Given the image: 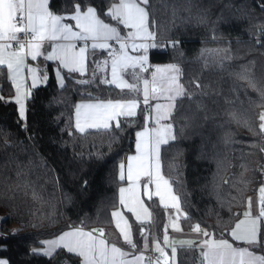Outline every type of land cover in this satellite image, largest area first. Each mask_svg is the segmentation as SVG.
Here are the masks:
<instances>
[{
    "label": "trees",
    "instance_id": "1",
    "mask_svg": "<svg viewBox=\"0 0 264 264\" xmlns=\"http://www.w3.org/2000/svg\"><path fill=\"white\" fill-rule=\"evenodd\" d=\"M112 0H50L57 13L75 4L103 15ZM158 48L151 64H178L181 82L192 95L176 101L171 122L176 139L162 146V172L181 197L187 218L182 227L199 225L210 235L226 234L240 217L250 194L264 185V0H150ZM176 42V47L168 42ZM64 74L57 85L53 65L48 79L31 89L20 118L12 87L0 77V258L8 264H79L58 250L53 257L34 255L30 247L69 226L107 229L117 205V165L134 150V133L143 124L142 103L134 123L121 129L82 135L72 113L80 99L133 98L111 85H79L91 79ZM247 70V71H246ZM248 76L255 88L241 76ZM102 78L101 73L98 74ZM199 82L201 87H196ZM259 89V91H257ZM151 209L161 218L154 201ZM13 227V231H11ZM137 225L133 222V233ZM264 255V225L260 244ZM199 251H178V264H198Z\"/></svg>",
    "mask_w": 264,
    "mask_h": 264
},
{
    "label": "snow or ice",
    "instance_id": "2",
    "mask_svg": "<svg viewBox=\"0 0 264 264\" xmlns=\"http://www.w3.org/2000/svg\"><path fill=\"white\" fill-rule=\"evenodd\" d=\"M150 16V0H112L103 15L95 7L84 8L80 3L75 4L71 13H57L51 10L50 0H0V77L6 71L7 80L15 88L14 101L19 105L20 118L25 117V100L31 95V89L48 79L46 73L39 75L40 70L28 64V60L43 57L45 61L58 62V69L84 77L89 70V58L95 57L97 52L106 53L103 60L92 61L91 79H78L77 84L91 85L98 80L99 84L120 89L122 97L127 90L133 98H93L89 93L93 102L75 105L76 131L89 135L92 131L111 132L113 126L121 129L122 118L129 124L134 123L130 118L140 114L138 109L142 103L145 106L141 110L145 113L144 126L135 134L136 154L127 157L126 165H120L119 179L126 180L127 186L119 188L118 202L142 226L152 221V213L141 199V191L148 200L158 197L161 206L174 209L176 214L175 219L170 217V224L165 225L163 245L152 238V249L159 253L154 261L145 255L149 250L147 230L141 227L143 246L137 251L132 227L119 208L112 211V220L120 238L132 251L111 241L102 228L86 231L76 227L56 238L42 240L41 247L33 248L32 253L53 257L58 250H65L78 257L80 264H178V251L197 250L199 264H264V255L256 254L251 247L239 246L260 244L264 185L258 190V201L249 198L243 218L229 233L236 245L228 239L210 236L198 224L192 231L206 239H177L168 234L169 227L181 231L178 221L181 216L187 218V214L182 210L181 197L172 181L161 170L162 146L176 139L173 123L162 122L172 120L178 99L187 96L191 100L192 95L181 82L183 71L178 64H150L149 50L160 47L154 30L156 21ZM171 46L175 48L176 42H171ZM129 50L138 54L133 55ZM25 72L31 80L27 90ZM99 73L104 76L100 78ZM56 76L60 87H64L65 78L59 70ZM241 79L256 87L248 76H241ZM196 87H201L199 82ZM141 95L142 101L138 98ZM3 99L0 96V100ZM259 119L260 133H264V112ZM0 264L8 262L0 260Z\"/></svg>",
    "mask_w": 264,
    "mask_h": 264
},
{
    "label": "crops",
    "instance_id": "3",
    "mask_svg": "<svg viewBox=\"0 0 264 264\" xmlns=\"http://www.w3.org/2000/svg\"><path fill=\"white\" fill-rule=\"evenodd\" d=\"M110 4L108 5V7L110 6ZM88 6H90V5H88ZM86 7L87 6H85L84 8H86ZM108 7L106 8V10L108 9ZM117 47H118V45H117ZM129 51L131 53V50H129ZM131 54L137 55L138 53H131ZM105 56H106V53L102 54L100 52H97V54L95 55L94 59L95 60H103L105 58ZM46 62H49V63H51L53 65V73H54V77H55V81H56L57 85H59L58 80H57V76H56V72L58 70L60 71V74H61L62 77H64V74H73V73H68L66 69H58V62L45 61L43 59V57H39L36 61H31V60H28L27 61L28 64H30L31 66L36 67V68H38L40 70V72L38 73L39 75H43L44 73H46L45 72V68H44ZM167 64H170V63H158V64L155 63V64H152V65H161V66H163V65H167ZM109 70H110V67L108 69V72H109ZM76 74L79 75V73H76ZM101 75L103 77L104 76V73H101ZM145 75H147V74H145ZM4 76L7 79V77H6V71L4 73ZM108 78L110 79V75H109ZM45 83H46V81H42L38 86L44 85ZM10 85H11V83H10ZM30 85H31V80H30V78H27V73L25 72V90L29 89L30 88ZM11 87H12V85H11ZM113 87H115V86H113ZM12 91L13 92H12V95H11V99H13V101H14L15 88L12 87ZM138 98L141 101L143 99L142 95L140 97H138ZM125 99H129V98H125ZM113 100H117V99H113ZM87 102H93V101H90V99H80V100H77L75 102V105L76 104H79V103H87ZM152 103L155 104L156 101H152ZM75 105L73 107L72 121H73V127L76 130V128H75ZM16 106H17V110H18V113H19V105L16 104ZM162 123H168V122L167 121H163ZM135 154H136V151L133 150L131 153H127V154L123 155V157L118 162L117 172H116L117 173V179L119 180V184L117 186V205L111 210L110 214L112 213L113 210H116V208H119L121 210V212H122V215L125 217V219L128 220L129 224L131 225V227H132V233H133V222L137 225L136 234L134 235V233H133V239L136 241V243L138 245L137 251H139V249L142 248V246H143V241H142V238H141V235H140V233H141V227H143L144 229H146L147 232H148V234H149V249H152V238L153 237H155L157 240H159L160 243H161V245H163V235H164L165 225L170 224V217H171V219H175L176 214H175V210L174 209H172V208L165 209L163 206H161L160 203H159V198L158 197H155L154 196L152 198V200H148L147 197H144L143 196L142 191H141V199L145 202V206L148 207L149 208V211L152 213V221L151 222H146L142 226L135 219V216L131 212L127 211V209H124L123 206H120L119 205V202H118V192H119V188L120 187H126L127 186V181L126 180L125 181H121L119 179V175H120V165H121V163H124L126 165L127 164V157L128 156H133ZM125 175H126V168H125ZM143 183H144V180L142 179L141 184H143ZM152 190L154 191L155 189L152 188ZM258 190L256 192H254V193H252V194L249 195L248 200H247V204H246L245 208L242 210V213H241L240 217L234 222V224L227 231L226 234H219V235H210L209 234V235L210 236H214V238H216V239H220V238L228 239L229 242H231L234 245H236L237 242L232 240V238L229 235V233H230L231 229L234 228V226L238 222V220L243 218V213H244V211L248 207L249 198H251L254 202L258 201V196H259ZM152 201H154V203H156L158 206L161 207V209L159 210L160 211L159 214H161V218H159L156 215H154V213H153V211L151 209V202ZM183 218L184 217L181 216L180 219H179V221H178L179 226L181 228V231L176 232V231H173L171 229V227L168 228L167 231H168V234H169L170 237H174V238H177V239H198V240H202V239H206L207 238V237H204L202 234H198L196 232H193L192 229H193L194 225H191L190 227H185V228L182 227L181 226L182 225L181 224V220ZM76 227H81V226H69V227L63 229L62 231L58 232L55 235H52L50 237H46V238L40 239V241H39V243L37 245H33V246L30 247V251L32 252V249L33 248H40L41 247L40 242L42 240H49V239L56 238L57 236H59L63 232L69 231V230H71L73 228H76ZM92 229H100V228H92ZM92 229L84 228V230H86V231H91ZM110 229L113 230L114 233H112V232L108 233L107 230H110ZM104 231H105L106 234H109V239L111 241L116 242L119 246H121L122 248H124L127 251H132V249H130L126 244H124L122 238H120L119 231L116 229L115 222L112 220V216H111V226L108 227L107 229H104ZM239 246H241V247H251L256 252V254L263 255V253L261 251H258L256 249V247H257L256 245L248 246V245L240 244ZM157 254L159 255V253H157ZM0 260H5V259L0 258ZM78 260H79V258H78ZM79 264H80V260H79Z\"/></svg>",
    "mask_w": 264,
    "mask_h": 264
},
{
    "label": "rangeland",
    "instance_id": "4",
    "mask_svg": "<svg viewBox=\"0 0 264 264\" xmlns=\"http://www.w3.org/2000/svg\"><path fill=\"white\" fill-rule=\"evenodd\" d=\"M109 73H110V70H109ZM144 119H145V114L143 115V124L141 125V127L139 128V129H137L136 131H135V133H134V150L136 151V132L137 131H139V130H141L142 128H143V126H144ZM1 216H3V213H2V211L0 210V217ZM11 231H13V227H11V229H10ZM108 231V233H110V232H112V233H114V231L113 230H107Z\"/></svg>",
    "mask_w": 264,
    "mask_h": 264
},
{
    "label": "built area",
    "instance_id": "5",
    "mask_svg": "<svg viewBox=\"0 0 264 264\" xmlns=\"http://www.w3.org/2000/svg\"><path fill=\"white\" fill-rule=\"evenodd\" d=\"M110 43H114V42H110ZM168 45H171V41L168 42ZM150 64H151V63H150ZM145 255H146L147 257H150L153 261L158 257V254H157L155 251H153L152 249H149V250L145 253Z\"/></svg>",
    "mask_w": 264,
    "mask_h": 264
}]
</instances>
